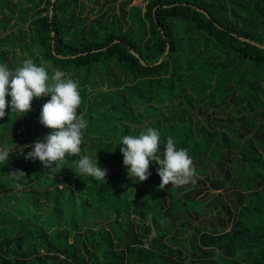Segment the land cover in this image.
<instances>
[{
  "label": "trees",
  "instance_id": "obj_1",
  "mask_svg": "<svg viewBox=\"0 0 264 264\" xmlns=\"http://www.w3.org/2000/svg\"><path fill=\"white\" fill-rule=\"evenodd\" d=\"M133 2L0 0V64L63 71L88 121L81 152L49 170L26 156L51 131L50 95L0 118V264H264V101L251 88L264 0ZM148 127L187 149L195 183L161 189L155 163L128 177L117 145ZM96 154L106 181L74 166Z\"/></svg>",
  "mask_w": 264,
  "mask_h": 264
},
{
  "label": "clouds",
  "instance_id": "obj_2",
  "mask_svg": "<svg viewBox=\"0 0 264 264\" xmlns=\"http://www.w3.org/2000/svg\"><path fill=\"white\" fill-rule=\"evenodd\" d=\"M49 95L50 99L42 106L39 122L51 131L34 142L26 158L38 159L45 169L51 170L62 164L66 156H76L81 152L88 121L82 111L78 114L81 105L78 84L66 78L59 69L49 75L44 65L31 59H25L14 70L0 64V118L5 117L6 109H10V113L21 114V117L31 110L34 99ZM160 137L161 133L153 127L139 134L122 136L117 146L123 155L128 177L137 182L147 180L151 175L149 165L155 163L159 165L156 171L161 178V189L169 183H195V169L187 149L177 148L171 136L161 148ZM7 157L8 151L0 147V161ZM73 163L79 175L106 181L107 169L99 165L97 154L95 159L90 155H80ZM14 174L18 178L25 176L22 171Z\"/></svg>",
  "mask_w": 264,
  "mask_h": 264
},
{
  "label": "rangeland",
  "instance_id": "obj_3",
  "mask_svg": "<svg viewBox=\"0 0 264 264\" xmlns=\"http://www.w3.org/2000/svg\"><path fill=\"white\" fill-rule=\"evenodd\" d=\"M29 4V2H28ZM27 4V5H28ZM133 4L143 6L145 4L144 0H134ZM25 5V4H24ZM22 5H19L21 7ZM1 15V13H0ZM253 79H251L252 81ZM251 88L260 95V99L264 101V78H255L253 82H251Z\"/></svg>",
  "mask_w": 264,
  "mask_h": 264
},
{
  "label": "water",
  "instance_id": "obj_4",
  "mask_svg": "<svg viewBox=\"0 0 264 264\" xmlns=\"http://www.w3.org/2000/svg\"><path fill=\"white\" fill-rule=\"evenodd\" d=\"M53 44H54V40H53Z\"/></svg>",
  "mask_w": 264,
  "mask_h": 264
}]
</instances>
